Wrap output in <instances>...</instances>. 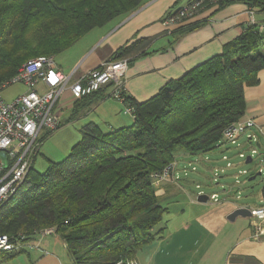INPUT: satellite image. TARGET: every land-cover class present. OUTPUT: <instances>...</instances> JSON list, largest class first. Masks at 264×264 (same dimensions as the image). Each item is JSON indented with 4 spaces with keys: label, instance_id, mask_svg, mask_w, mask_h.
<instances>
[{
    "label": "trees",
    "instance_id": "16d2710c",
    "mask_svg": "<svg viewBox=\"0 0 264 264\" xmlns=\"http://www.w3.org/2000/svg\"><path fill=\"white\" fill-rule=\"evenodd\" d=\"M147 1L0 0V82L28 59L55 56ZM236 2L264 11V0H222L216 10ZM205 21L180 25L172 33L180 36ZM152 41H128L110 60L126 58L129 65L153 52ZM262 69L264 30L250 22L220 54L168 80L150 98L138 101L126 94L135 108L133 123L111 130L86 124L63 160H52L44 172L32 163L19 191L0 208V233L24 244L54 227L74 264L135 261L164 230L167 208L152 173L175 160L179 149L198 157L216 148L224 128L244 117L245 88L260 82Z\"/></svg>",
    "mask_w": 264,
    "mask_h": 264
},
{
    "label": "crops",
    "instance_id": "0c3cea01",
    "mask_svg": "<svg viewBox=\"0 0 264 264\" xmlns=\"http://www.w3.org/2000/svg\"><path fill=\"white\" fill-rule=\"evenodd\" d=\"M188 1L148 0L131 14L98 27L100 30L94 32L79 55L67 65L55 62V66L65 74L74 72L75 79L80 78L110 60L114 52L128 41L152 38L150 49L153 52L130 63L123 77L126 94L144 101L155 95L168 80L179 78L194 66L220 54L224 46L239 37L251 22L248 6L236 2L217 10V6L207 7L196 17L168 30L162 19L169 11ZM204 19L207 21L192 31L183 34L177 31L180 36L172 33L180 25ZM254 22L264 30V11L254 12ZM259 78L258 84L245 88L244 117H253L264 127V69L259 72ZM110 91L111 87L107 86L85 100L66 90L56 104L59 128L63 125V114L68 111L66 122L78 115L81 129L92 122L105 130L129 125L128 119L124 118L127 113L123 111L126 102L112 97ZM188 156L192 157L181 150L176 159L186 160ZM185 180L188 183L193 181L188 177ZM156 187L160 201L164 202L161 203L167 208L161 225L164 230L160 237L137 253V264H264V232L256 236L257 230L250 216L228 218L233 210L243 206L233 201L229 194L220 202H200L197 193L179 182L163 181ZM262 204L263 190L258 194V203L253 202L254 206ZM262 222L264 229V220ZM59 243L67 247L56 233L35 234L27 242L30 264H63L56 248Z\"/></svg>",
    "mask_w": 264,
    "mask_h": 264
},
{
    "label": "built area",
    "instance_id": "2783aa9c",
    "mask_svg": "<svg viewBox=\"0 0 264 264\" xmlns=\"http://www.w3.org/2000/svg\"><path fill=\"white\" fill-rule=\"evenodd\" d=\"M222 0H189L185 5L173 12H169L162 19L163 25L168 29L183 23L185 20L196 17L209 5L217 6ZM249 8V7H248ZM251 22H254V9H248ZM128 68L126 58L120 60H108L102 67L92 68L82 77L74 78V72L65 74L55 66L54 56L39 55L24 62L18 71L10 78L0 82V208L10 200L25 182L34 158L40 152L42 142L40 138L45 128L46 132H52L59 128L60 118L56 111V104L66 90L76 97H83L104 87L110 86V95L120 101L126 102L124 113L133 115L134 105L127 101L125 93L124 75ZM13 83H23L27 90L17 95L11 101H6L1 92ZM228 144L231 146L228 147ZM237 147L238 155L245 160L248 156L253 162L258 158V172L264 175V127L253 117H243L228 124L217 142V147ZM245 150L250 153L246 154ZM5 153V156L2 155ZM221 158L227 161L225 167L214 165L213 178L211 181L220 184L221 173L226 168L235 164L229 161L227 154ZM198 162L212 164L213 159L208 155H200ZM197 162V163H198ZM246 162V163H250ZM190 167V168H189ZM211 169V170H212ZM190 171H198L195 161H188L180 168L178 160L175 159L167 164L163 170L155 171L152 177L155 185L160 182L169 181L177 183L183 177H189ZM247 169L240 170L237 174H246ZM223 175H226L223 173ZM241 184L237 177L235 185ZM223 191L226 187L222 184ZM197 195L206 193L201 189L199 183ZM227 194L229 192L227 191ZM209 200L220 202L222 199L217 192L208 194ZM240 197V191L237 198ZM249 207L253 224L256 227V236L262 234L264 229V204L243 205ZM56 233L54 227L44 228L38 232L40 235ZM20 237H24L23 234ZM23 245L19 240H14L6 233H0V251L11 252ZM128 264H137L134 261Z\"/></svg>",
    "mask_w": 264,
    "mask_h": 264
},
{
    "label": "rangeland",
    "instance_id": "374dc122",
    "mask_svg": "<svg viewBox=\"0 0 264 264\" xmlns=\"http://www.w3.org/2000/svg\"><path fill=\"white\" fill-rule=\"evenodd\" d=\"M113 21V20H112ZM100 28V27H99ZM98 27L90 31L89 34L85 35L83 38L78 40L73 46L68 48L67 50L56 54L54 56V60L57 64L67 65L70 63L74 57L79 55L83 49L86 48L88 40L92 38L94 32L99 29ZM100 30V29H99ZM98 31V30H97ZM98 33V32H97ZM91 42V41H90ZM93 43V41H92ZM29 60V59H28ZM27 60V61H28ZM27 88L23 83H13L8 87L4 88L1 92L3 98L6 101H11L20 93L26 91ZM125 108V107H124ZM124 111V110H123ZM70 113H64L62 116L63 125L47 137L41 146V151L39 152L35 162H33V166L39 171H46L51 163V161H60L63 160L69 153L70 148L76 142L79 141V134L82 124L78 120V115L73 117L69 122L67 120V115ZM124 118L128 119L129 125L133 123V115L127 114L124 115ZM65 121V124H64ZM127 123V124H128ZM45 133V128L43 129L42 134ZM231 146L228 144V147ZM181 149L178 150V152ZM240 150L237 147H216L213 150L204 153L205 155H209L211 157H215V161L212 164H209L208 167L203 166L202 162H198V157L188 156L186 160L177 159L180 168L183 167L184 164H188V161H195L196 165L199 169H205L203 172L198 173L195 171L189 172L188 179L193 180L187 182L185 180L186 177H183L182 180L179 181L180 184L184 185L187 189L194 192L196 194L199 189L196 188V184L199 183L201 185V189L206 192V194H211L212 192H217L221 198L229 192V197L236 201L241 205H253L258 203V194L262 192L264 188V175L257 174L258 172V158H256L253 162L246 163L245 160L239 157L238 152ZM68 152V153H67ZM246 154H249V150H245ZM227 154L229 157V161L233 162L235 165L232 168H226L223 177L220 178V184L213 183L211 179L213 178V169L214 165L220 166L219 170L221 172V167H225L227 161L221 158L222 154ZM198 162V163H197ZM190 168V167H189ZM212 169V170H211ZM247 169L248 173L246 174H238L237 177L240 179L241 184L235 185V181L237 179L236 174L240 170ZM256 175L254 179H250L253 175ZM226 187V191H223V186ZM240 191V197L237 198V195ZM162 203H164L161 200ZM52 228V227H51ZM29 244L24 243L20 248L15 249L13 251L14 255L9 257L8 252L0 251V264H30L28 260L27 250ZM56 248L59 250V255L63 261V264H74L73 257L68 249V247H64L62 243H59ZM72 258V261H71ZM135 262V261H134ZM136 263V262H135Z\"/></svg>",
    "mask_w": 264,
    "mask_h": 264
},
{
    "label": "water",
    "instance_id": "95a60500",
    "mask_svg": "<svg viewBox=\"0 0 264 264\" xmlns=\"http://www.w3.org/2000/svg\"><path fill=\"white\" fill-rule=\"evenodd\" d=\"M2 155L5 156V153L2 152ZM251 161V157L248 156V158L246 159V162H250ZM257 174H260L259 172H257ZM253 175L250 179H254L256 177V175ZM198 201L200 202H207L209 200V196L206 193H202L199 194L197 196ZM251 216V210L249 207L246 206H240L238 208H236L235 210H233V212H231V214H229L228 218L234 220L237 216Z\"/></svg>",
    "mask_w": 264,
    "mask_h": 264
}]
</instances>
